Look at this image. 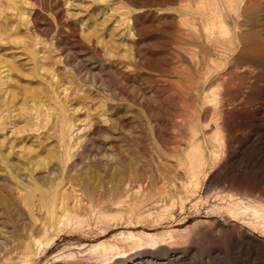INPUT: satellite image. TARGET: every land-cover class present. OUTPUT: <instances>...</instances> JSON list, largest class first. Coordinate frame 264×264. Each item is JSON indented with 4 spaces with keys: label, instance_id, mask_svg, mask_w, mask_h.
I'll use <instances>...</instances> for the list:
<instances>
[{
    "label": "rangeland",
    "instance_id": "374dc122",
    "mask_svg": "<svg viewBox=\"0 0 264 264\" xmlns=\"http://www.w3.org/2000/svg\"><path fill=\"white\" fill-rule=\"evenodd\" d=\"M235 1L0 0V264H264V0Z\"/></svg>",
    "mask_w": 264,
    "mask_h": 264
},
{
    "label": "bare ground",
    "instance_id": "6f19581e",
    "mask_svg": "<svg viewBox=\"0 0 264 264\" xmlns=\"http://www.w3.org/2000/svg\"><path fill=\"white\" fill-rule=\"evenodd\" d=\"M249 1L250 0H239L238 1V3H237V1H235L233 4H234V7H239L240 6V3L242 4V7L244 8V7H247V5H248V3H249ZM223 2V1H222ZM226 4L228 5V6H230L231 5V2L230 1H228V2H226ZM230 49V48H229ZM231 51V50H230ZM229 51V52H230ZM234 52V51H233ZM232 53V52H231ZM230 53V54H231ZM250 53V52H249ZM49 72H51V71H49ZM50 74V73H49ZM56 75H54V77H55ZM54 79V78H53ZM56 81V80H55ZM61 87V86H60ZM58 90V89H57ZM66 93V92H65ZM67 94V93H66ZM35 113V112H34ZM37 119V118H36ZM61 119V118H60ZM72 123V122H71ZM60 125V124H59ZM75 126V121H73V127ZM60 128V127H59ZM79 131V130H78ZM73 135V134H72ZM26 150V149H25ZM35 165V164H34ZM195 191V190H194ZM73 192H75V194H74V196H73V198H74V201H75V203H80L81 201H82V195L80 194V193H76V190L74 189L73 190ZM198 194V193H197ZM195 197H196V195H195ZM60 201H59V208H62L64 211L66 210V207H67V200L65 201V197L64 196H62L61 197V199H59ZM226 205V204H225ZM231 208V207H230ZM147 234V233H146ZM52 242V241H51ZM50 244V243H49ZM48 246V245H47ZM151 263V262H150Z\"/></svg>",
    "mask_w": 264,
    "mask_h": 264
}]
</instances>
